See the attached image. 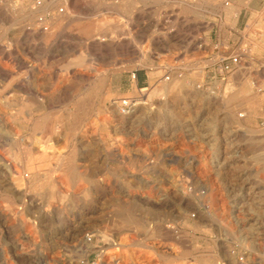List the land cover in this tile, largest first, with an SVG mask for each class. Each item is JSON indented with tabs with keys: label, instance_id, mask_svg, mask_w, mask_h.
<instances>
[{
	"label": "rangeland",
	"instance_id": "obj_1",
	"mask_svg": "<svg viewBox=\"0 0 264 264\" xmlns=\"http://www.w3.org/2000/svg\"><path fill=\"white\" fill-rule=\"evenodd\" d=\"M50 1L0 0V149L19 164L12 131L35 134L34 158L39 141L55 148L37 171L55 188L19 191L50 204L37 213L35 257L49 230L53 264H227L230 255L264 264V0H78L62 20L40 23ZM230 7L237 15L222 18ZM233 56L239 64L222 72ZM69 153L83 182L64 193L57 180ZM3 164L6 256L20 231L8 224ZM78 232L97 235L87 244Z\"/></svg>",
	"mask_w": 264,
	"mask_h": 264
},
{
	"label": "bare ground",
	"instance_id": "obj_2",
	"mask_svg": "<svg viewBox=\"0 0 264 264\" xmlns=\"http://www.w3.org/2000/svg\"><path fill=\"white\" fill-rule=\"evenodd\" d=\"M48 2V1H47ZM200 2V1H199ZM231 2V1H230ZM235 2V0H234ZM202 3V2H201ZM221 4V3H220ZM231 4V3H230ZM233 4V3H232ZM231 4V5H232ZM237 4V3H236ZM235 4V5H236ZM249 4V2H248ZM72 5L74 6V9L79 7V1L78 0H66V3L63 4V0H51L49 3H46V5L42 8V13L43 15L40 17V23H44L45 21H50L49 18H52L54 20H62V18H64L65 16H67L69 14L70 8L72 7ZM199 5V4H198ZM218 5V4H217ZM238 5V4H237ZM240 5V4H239ZM81 6V5H80ZM216 6V5H215ZM223 6V5H222ZM212 7V6H211ZM219 7V5H218ZM237 7V6H236ZM252 7V6H251ZM229 11L228 13L231 15H237V10L233 11V9L230 7L228 8ZM220 11V9H219ZM74 12V11H73ZM220 13V12H219ZM72 14V13H71ZM241 14V13H239ZM255 15V14H254ZM32 16V15H30ZM76 16V15H75ZM243 16V15H242ZM237 17V16H234ZM253 17V16H252ZM39 19V18H38ZM221 19V18H220ZM236 19V18H235ZM238 20V19H237ZM39 21V20H38ZM56 22V21H55ZM58 22V21H57ZM56 22V23H57ZM234 22V21H233ZM238 22V21H237ZM60 24V22H59ZM58 24V25H59ZM62 27V26H61ZM42 29V28H41ZM62 29V28H60ZM90 30V29H88ZM87 30V31H88ZM60 31V30H59ZM45 32V31H44ZM92 32V31H90ZM47 33V32H46ZM38 34V33H37ZM42 34V32H41ZM103 40V39H102ZM112 43V42H111ZM111 45V44H110ZM117 45V44H116ZM121 45V44H120ZM119 45V46H120ZM98 46V45H97ZM106 47V46H104ZM115 47V46H114ZM100 49V48H98ZM93 50V49H92ZM2 69V68H1ZM7 76V75H6ZM2 77V76H1ZM170 77V76H169ZM136 78V77H135ZM174 81V80H173ZM180 84V83H179ZM172 85V84H170ZM55 87V86H54ZM169 87V86H168ZM56 88V87H55ZM88 89V88H87ZM3 92V91H2ZM91 92V91H90ZM88 95V94H87ZM89 96V95H88ZM92 96V95H91ZM114 101V100H113ZM2 102V101H1ZM108 103V102H107ZM74 104V103H73ZM95 104V103H94ZM125 104L124 106H127L129 104V102L126 100L124 101ZM96 105V104H95ZM113 105L116 106V108L118 109V112L121 114H127L129 112H126V110H122L121 109V104H119L118 102H113ZM81 106V105H80ZM85 105H82L80 107L79 111L84 112L85 107H83ZM97 106V105H96ZM77 107V106H76ZM94 108V107H93ZM127 108V107H126ZM112 109V108H111ZM97 110V109H96ZM99 111H104L103 109V105L98 107ZM113 110V109H112ZM71 111V110H70ZM73 111V110H72ZM114 111V110H113ZM128 111V110H127ZM143 111V110H141ZM74 112V111H73ZM106 112V111H105ZM88 114V113H87ZM140 114V113H139ZM146 114V113H145ZM149 114V113H148ZM65 115V114H63ZM69 115V114H68ZM86 115V114H85ZM107 115V114H106ZM75 116V115H74ZM77 116V115H76ZM141 116V115H140ZM70 117V116H69ZM134 117V116H133ZM147 117V116H146ZM138 118V117H137ZM143 118V117H142ZM65 119V118H64ZM70 119V118H69ZM120 119V118H119ZM144 119V118H143ZM35 120V119H34ZM37 121V120H35ZM45 121V120H44ZM3 122V121H2ZM119 122V121H118ZM142 122V121H141ZM36 123V122H35ZM66 123V122H65ZM44 122H38L37 125H35L37 128H42ZM56 124V123H55ZM45 125V124H44ZM118 124L114 125V123H112L111 128L114 131V133H117V126ZM134 125V124H133ZM34 126V125H32ZM122 126L125 128V126L122 124ZM36 128V129H37ZM55 128V125H54ZM35 129V130H36ZM52 129V126H51ZM40 130V129H38ZM37 130V131H38ZM55 130V129H54ZM131 130V129H130ZM42 131V130H41ZM45 131V130H44ZM128 131V130H127ZM12 139H13V143H12V151H13V158L14 161H19V164H15V162L10 161L8 159V157L3 153V149H0V264H3V258L7 256L8 261L10 262V264H53L52 259H53V246L52 242H53V236L51 231L49 230H45L43 232V244H42V249H40V253L37 255V257H35L37 250L33 247L34 245H36L35 243H31L32 241H34V238L36 237L35 235V230L34 227L37 223V218H38V211H42L44 213V215H47L49 213V202L47 201L46 204L41 205L39 203H36V200L28 198L27 194H21V192L19 193L20 190H26L28 192H36L39 193L41 192L42 188L44 186H49L52 185L55 188V184L52 181V179L49 177L48 172L47 173H43V172H37L38 169L41 168L42 165L46 164V166L49 167V165L52 163V159L54 157V155H51L49 152L54 148L53 143L49 140L44 141V142H40L39 144L42 147V153L39 156V158L36 157V154L34 158L33 154H34V138L33 135L35 136V134H31L28 136L29 140L28 141H24L23 137H20L18 135L17 132L12 131ZM31 133V131H30ZM41 133V132H40ZM53 133V132H52ZM119 134V133H118ZM120 135V134H119ZM122 135V134H121ZM42 136V135H41ZM113 136V135H112ZM39 139V138H38ZM113 139V138H112ZM54 141V140H53ZM59 141V140H58ZM108 141V140H107ZM112 141V140H111ZM109 141V142H111ZM114 144V143H113ZM140 144V143H139ZM1 146V145H0ZM109 146V145H108ZM76 147V146H75ZM106 147V146H105ZM113 147V146H112ZM55 149V148H54ZM53 149V150H54ZM77 148H75L76 151ZM109 149V148H108ZM37 150V149H36ZM139 152H142L141 149H138ZM40 152V151H39ZM115 152V151H114ZM9 153V152H8ZM107 153V151H106ZM143 153V152H142ZM10 154V153H9ZM11 154V155H12ZM40 154V153H39ZM58 154V158L61 157L62 152L59 151ZM104 154V153H103ZM108 154V153H107ZM115 155V154H114ZM140 155V154H139ZM149 155V154H148ZM12 157V156H11ZM56 157V158H57ZM55 158V157H54ZM112 159V158H111ZM56 160V159H55ZM65 160L64 162H60L63 163V165L65 164L66 169H64V172L62 173V177H59L57 182L59 184H61L65 190L63 191L64 193H68L69 192V184H73L75 182H78L79 180L82 179V171H80L77 167V157L74 154V156L69 155H65V157L62 159V161ZM3 161L8 163L9 166V170H10V176H11V181L10 183L12 184V192L8 195H6V197H4V200L7 201L8 203L11 204L10 207V212L12 214V220L9 221V225H11L12 227H15L17 230L16 232L20 233L17 234L16 236H14V234H11L9 236V241H8V247H6V256H3V220L6 217L7 219H9V217L7 216V214H5L3 212ZM58 161V160H57ZM51 162V163H50ZM108 162V161H107ZM48 164V165H47ZM55 164V162H54ZM7 167V166H6ZM47 168V167H46ZM56 168V167H55ZM61 168V169H62ZM5 169V168H4ZM52 169V168H51ZM59 169V171L61 172L62 170ZM28 170V173H26V171ZM56 170V169H55ZM42 171V170H41ZM58 171V170H57ZM8 173V172H6ZM56 173V172H55ZM64 174V175H63ZM53 175V174H52ZM6 178V176H5ZM4 178V179H5ZM9 180V179H8ZM91 180V179H90ZM82 181V180H81ZM9 182V181H8ZM83 182V181H82ZM56 183V182H55ZM54 184V185H53ZM78 184V183H77ZM88 184V183H87ZM79 185V184H78ZM51 186V189H52ZM83 186V184H82ZM6 187V186H5ZM49 189V188H48ZM62 189V188H61ZM50 190V189H49ZM55 190V189H53ZM47 191V189H46ZM56 191V190H55ZM61 191L58 189V192ZM27 192V193H28ZM52 192V191H51ZM76 192V191H75ZM49 193V192H48ZM55 193V192H54ZM57 193V192H56ZM62 193V191H61ZM77 193V192H76ZM53 195V193H51ZM51 195V197H52ZM54 198V196H53ZM59 198V197H58ZM51 199V198H50ZM42 200V198H41ZM52 200V199H51ZM19 202H21V204H18ZM54 203V202H53ZM52 203V204H53ZM5 204V202H4ZM7 204V203H6ZM19 205L24 206V208L26 209V213L22 212L21 209L19 208ZM61 205V204H60ZM52 206V205H51ZM57 206V205H56ZM55 207V206H54ZM53 207V208H54ZM56 208V207H55ZM120 209L122 211H125L129 209V207L126 206H121ZM145 209V208H144ZM222 209V208H221ZM24 211V210H23ZM55 211V210H53ZM56 212V211H55ZM59 213V212H58ZM130 213V212H129ZM60 215V214H59ZM128 215V214H126ZM41 216V215H40ZM53 216V215H51ZM44 217V216H43ZM121 226L125 227L128 226L131 220H129L127 217L121 216ZM131 217V216H129ZM5 218V219H6ZM47 219V218H46ZM139 220V219H138ZM137 221V220H136ZM142 221V220H141ZM39 222V221H38ZM48 223V222H47ZM7 224V225H8ZM45 224V223H44ZM137 224V223H136ZM140 224V223H139ZM6 225V226H7ZM49 225V224H48ZM142 225V224H141ZM140 225V226H141ZM5 226V227H6ZM133 226V225H132ZM167 226V225H166ZM46 227V226H45ZM80 228V226H78ZM120 227V226H119ZM11 228V227H10ZM48 228V227H47ZM122 228V227H121ZM64 229V228H63ZM22 230V232H21ZM97 230V229H96ZM68 231V230H67ZM66 231V232H67ZM71 231V230H70ZM73 231V230H72ZM75 231V230H74ZM65 232V233H66ZM12 233V232H11ZM96 233V232H95ZM95 233L89 232L88 234L84 235V233L82 232H78L76 233V236H81L82 234V239L84 240L85 243L90 244L93 241V238L97 235ZM6 235V234H5ZM66 235V234H65ZM7 236V235H6ZM74 236V235H73ZM38 238V237H36ZM66 238V236H65ZM41 239V238H40ZM57 239V238H55ZM75 239V238H74ZM123 239V238H122ZM59 240V239H58ZM6 241V240H5ZM39 241V240H37ZM41 241V240H40ZM69 241V240H68ZM127 241H125L126 243ZM59 242H57L58 244ZM64 243V242H63ZM60 244V243H59ZM121 244H124L123 242ZM6 246V245H5ZM57 247V246H56ZM60 247V245H59ZM62 247V246H61ZM84 247V246H83ZM164 248V247H163ZM57 250V249H56ZM61 250V249H59ZM142 250V249H141ZM155 251V250H154ZM139 253V252H138ZM58 254V253H57ZM133 254V253H132ZM143 254V253H142ZM141 254V255H142ZM145 254V253H144ZM135 255V254H134ZM262 255L264 256V253H262ZM137 256V255H136ZM135 256V257H136ZM34 257L38 260V262H36V260H34ZM56 257V256H54ZM175 257V256H174ZM173 257V258H174ZM180 257V256H179ZM61 258V257H60ZM64 258V257H63ZM177 258V257H176ZM264 258V257H263ZM181 259V258H180ZM179 259V260H180ZM146 260V259H145ZM62 261V260H61ZM64 261V260H63ZM168 260H166L167 262ZM59 262V261H58ZM57 262V263H58ZM173 262V261H172ZM66 263V262H65ZM79 263V262H78ZM100 263V262H99ZM79 264H87L86 261H81ZM152 264V263H150ZM163 264V263H162ZM238 264V263H237Z\"/></svg>",
	"mask_w": 264,
	"mask_h": 264
},
{
	"label": "crops",
	"instance_id": "obj_3",
	"mask_svg": "<svg viewBox=\"0 0 264 264\" xmlns=\"http://www.w3.org/2000/svg\"><path fill=\"white\" fill-rule=\"evenodd\" d=\"M227 12H228V10H225L224 9L221 17L223 18V16L226 15ZM251 48H254V53H256L258 51V49H259V46L254 42L251 45ZM250 62H251L252 65H255L256 61H255L254 57H253V60L252 61L250 60ZM232 78H233V82H234L235 85L236 84H239V76L238 75H233ZM236 86H238V85H236ZM239 109H246L247 112L249 113V116L252 117L251 120H254L255 119V117H254L255 108L253 107V105L249 104L248 102H244L243 103V106H241ZM256 259H258V258L256 257ZM224 261L227 264H236V263H239V260H238V256L237 255H235L234 257H232L231 255L228 256V257L225 256Z\"/></svg>",
	"mask_w": 264,
	"mask_h": 264
},
{
	"label": "built area",
	"instance_id": "obj_4",
	"mask_svg": "<svg viewBox=\"0 0 264 264\" xmlns=\"http://www.w3.org/2000/svg\"><path fill=\"white\" fill-rule=\"evenodd\" d=\"M239 60L238 56H233L231 63H226L222 66V72L232 71L234 66L239 64Z\"/></svg>",
	"mask_w": 264,
	"mask_h": 264
}]
</instances>
